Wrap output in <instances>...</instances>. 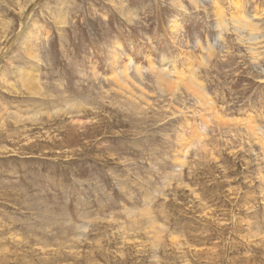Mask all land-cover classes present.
Listing matches in <instances>:
<instances>
[{"label":"rangeland","instance_id":"rangeland-1","mask_svg":"<svg viewBox=\"0 0 264 264\" xmlns=\"http://www.w3.org/2000/svg\"><path fill=\"white\" fill-rule=\"evenodd\" d=\"M0 264H264V0H0Z\"/></svg>","mask_w":264,"mask_h":264},{"label":"bare ground","instance_id":"bare-ground-1","mask_svg":"<svg viewBox=\"0 0 264 264\" xmlns=\"http://www.w3.org/2000/svg\"><path fill=\"white\" fill-rule=\"evenodd\" d=\"M256 29V27L255 26H253V30H255Z\"/></svg>","mask_w":264,"mask_h":264}]
</instances>
